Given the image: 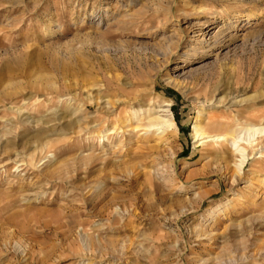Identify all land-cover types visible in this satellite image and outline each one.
<instances>
[{
  "label": "rangeland",
  "instance_id": "obj_1",
  "mask_svg": "<svg viewBox=\"0 0 264 264\" xmlns=\"http://www.w3.org/2000/svg\"><path fill=\"white\" fill-rule=\"evenodd\" d=\"M260 123L264 0H0V264H264Z\"/></svg>",
  "mask_w": 264,
  "mask_h": 264
},
{
  "label": "bare ground",
  "instance_id": "obj_2",
  "mask_svg": "<svg viewBox=\"0 0 264 264\" xmlns=\"http://www.w3.org/2000/svg\"><path fill=\"white\" fill-rule=\"evenodd\" d=\"M201 24H203V22H201ZM206 26L204 28H200L195 30V31H188L186 32V34L191 33V32H196L194 35L191 36H195L196 40L195 42L197 44H193L191 45L190 49L192 51H196L197 49H199L200 47H209L210 49L215 48L218 44L217 40L219 39L220 35L223 33V30H218L215 33H211L210 28H208L209 24L205 23ZM229 32V31H228ZM224 35V34H223ZM229 35V34H228ZM232 38V36H228V38L225 40H230ZM232 40V39H231ZM185 43V42H184ZM202 45V46H200ZM168 105H164L162 109L159 110L160 112V116L152 119L149 121V123L147 124L148 127H152V126H157V130H159V133L163 134L164 132L168 133V132H172L175 128V122L173 121L172 115L170 110L167 108ZM200 115H202L200 113ZM201 118V116L199 117V119ZM197 125L195 124L193 126V131H194V137L197 138L198 140H202L203 141H208V140H227V138H225V136H216V135H209V134H205L203 132H200L197 130ZM264 131V124L262 125L260 124H254L253 127L250 128H244L241 130V132L248 134L249 136H253L255 135L257 132H263ZM240 137V136H239ZM242 138V137H241ZM206 139V140H203ZM228 141V140H227ZM233 144V143H232ZM236 145V142L234 143ZM238 152L241 153V160L238 164L239 169L241 168L242 164L244 163L245 159L248 157L247 155L244 154L245 149L244 148H240L239 146L237 147Z\"/></svg>",
  "mask_w": 264,
  "mask_h": 264
}]
</instances>
